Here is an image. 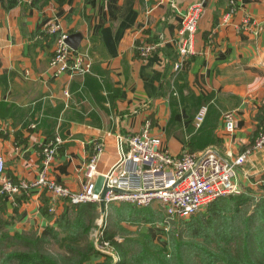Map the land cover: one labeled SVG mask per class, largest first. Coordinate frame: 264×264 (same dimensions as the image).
Here are the masks:
<instances>
[{
  "label": "crops",
  "instance_id": "obj_1",
  "mask_svg": "<svg viewBox=\"0 0 264 264\" xmlns=\"http://www.w3.org/2000/svg\"><path fill=\"white\" fill-rule=\"evenodd\" d=\"M199 1L20 0L7 10L0 0V156L6 175L34 181L43 147L59 136L50 177L79 191L93 150L88 142H104L98 170L105 174L119 158L117 137L140 132L147 120L174 155L210 147L239 155L251 148L264 133V0H233L230 17L231 0H204L195 54L176 72L172 41L182 16ZM245 19L254 27H242ZM52 25L81 35L77 49L91 57L90 74L51 76ZM160 38L165 42L152 56L139 57V41ZM203 106L208 115L197 129L194 119ZM227 111L237 116L232 135L224 128ZM238 184L264 195V148L247 158ZM0 199L9 230L20 234L54 226L67 202L41 188Z\"/></svg>",
  "mask_w": 264,
  "mask_h": 264
},
{
  "label": "built area",
  "instance_id": "obj_2",
  "mask_svg": "<svg viewBox=\"0 0 264 264\" xmlns=\"http://www.w3.org/2000/svg\"><path fill=\"white\" fill-rule=\"evenodd\" d=\"M236 10L233 0L230 1V17ZM204 11V0L192 4L182 16L178 36L172 41L176 47L178 61L174 70L180 72L183 63L195 54V34ZM246 30L254 27L249 19L243 26ZM50 33L55 35L56 49L50 62L49 71L52 77L68 74L71 78L83 77L92 72L93 61L87 52L73 49L67 43L69 34L52 25ZM165 41L141 40L136 45L140 58L152 56ZM66 99L71 98L68 91ZM208 107L203 106L195 116L194 123L200 129L206 121ZM224 128L233 134L237 127L235 111L223 114ZM33 128L35 126H32ZM62 139L56 136L42 149V163L38 177L34 181L14 182L6 175L5 159L0 156V198H13L32 189L41 188L48 191L56 200L62 199L71 204L100 203L101 195L95 193L98 176L105 178L104 186L110 191L105 198L106 207L111 202H128L139 207H148L159 203L165 213L164 232H168L177 220L188 219L214 200L243 193L238 184L240 168L255 151L264 148V133L242 154L233 152L221 153L210 147L200 153L182 152L172 154L163 144L160 137L152 135L151 121L144 123L140 132L128 137H117L118 161L110 170L102 174L98 170L101 157L105 151L103 141L92 140L91 157L82 170L85 182L79 191H72L50 177ZM54 209H50L53 213ZM101 253L111 255L117 260L118 253L109 243H103Z\"/></svg>",
  "mask_w": 264,
  "mask_h": 264
},
{
  "label": "trees",
  "instance_id": "obj_3",
  "mask_svg": "<svg viewBox=\"0 0 264 264\" xmlns=\"http://www.w3.org/2000/svg\"><path fill=\"white\" fill-rule=\"evenodd\" d=\"M1 2L9 10L20 0ZM251 206L254 208L248 212ZM207 207L205 214L185 222L191 243L171 236L167 247L156 245L150 234L118 242L115 237L124 234L120 222L156 221L151 209L130 205L113 207L116 223L105 233V239L120 255L117 264H264V195L257 199L248 189L238 196L220 197ZM6 211V203L0 199V264H86L91 259L93 247L81 246L97 217V203L64 205L55 225L45 228L42 237L36 239H29L26 233L12 234ZM60 233L66 252L53 257L46 252L45 244L50 239L58 240ZM199 239L204 242L199 243ZM67 253L72 257L68 258Z\"/></svg>",
  "mask_w": 264,
  "mask_h": 264
},
{
  "label": "rangeland",
  "instance_id": "obj_4",
  "mask_svg": "<svg viewBox=\"0 0 264 264\" xmlns=\"http://www.w3.org/2000/svg\"><path fill=\"white\" fill-rule=\"evenodd\" d=\"M252 191L253 193L256 194V198L259 199L260 196L257 194L256 190H252ZM231 196H238V195H231ZM67 204L69 205V202H66L65 205ZM123 205H130V206H133L139 209H145V208L151 209L153 213L155 214L156 221L154 223L120 222L119 225L122 228L124 234L120 233L115 237V239L118 242L122 243L126 237L132 240L143 239L144 235L150 234L154 242L156 243V245H162L166 247L169 245L168 243L170 241L171 236L177 239L183 240L184 242L191 243V241L193 240L186 235V232H185L186 223L185 222L189 221L191 217L193 216L205 214L208 210V207H205L201 209L200 211H198L193 216L189 217L188 219L177 220L173 223V225L170 227L168 232H164L163 227H164L165 213H164L162 206L159 203H154L148 207H139V206L132 205L131 203H128V202H121V201L111 202L106 207V215L104 217L100 213V206H99V211L94 221L93 227L90 230L88 239L84 240L83 241L84 243H82V246H81V249H83V247H93L91 259L86 264H117L120 261L119 254H118L119 258L115 260L111 255L101 253L99 249L101 248L103 243H109L115 249V251H117L115 246H113L110 243V241L105 239V233L111 228V226H113L116 223V221L114 220L115 214H113V211H114L113 207L120 208ZM253 208L254 206H251L247 211L249 212ZM43 232H44V229L42 230L28 229L24 233H26V236L29 239L30 238L36 239V238L42 237ZM63 238H64V235L60 233L58 240L50 239L49 242L45 244L46 252L52 255L53 257L64 256L66 252V249H65L66 244L63 242ZM198 242L203 243L204 241L199 239ZM67 257L71 258L72 256L69 253H67Z\"/></svg>",
  "mask_w": 264,
  "mask_h": 264
},
{
  "label": "water",
  "instance_id": "obj_5",
  "mask_svg": "<svg viewBox=\"0 0 264 264\" xmlns=\"http://www.w3.org/2000/svg\"><path fill=\"white\" fill-rule=\"evenodd\" d=\"M81 35L75 34L72 36H69L67 43L69 46H71L73 49H77L80 41H81ZM105 178L104 176L100 175L98 176L95 184V193L101 195V200L99 203L100 206V213L104 217L106 215V203H105V198L107 193L110 191L106 186H104Z\"/></svg>",
  "mask_w": 264,
  "mask_h": 264
}]
</instances>
